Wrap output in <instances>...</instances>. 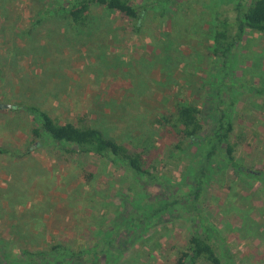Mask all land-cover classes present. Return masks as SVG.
Listing matches in <instances>:
<instances>
[{
	"label": "rangeland",
	"instance_id": "obj_1",
	"mask_svg": "<svg viewBox=\"0 0 264 264\" xmlns=\"http://www.w3.org/2000/svg\"><path fill=\"white\" fill-rule=\"evenodd\" d=\"M154 1L135 0L138 6H149L140 34L135 22L98 8L105 25L98 35L105 37L92 34L86 45L65 35L62 16L49 15L54 0H0V148L27 151L38 125L23 106L34 105L61 123L84 118L124 139L131 131L132 139L141 138L140 143L149 146L146 139L152 134L155 149L148 167L179 183L189 154L175 149L173 140L162 137L154 125L160 116L175 114L176 103L185 100L203 111L206 132L213 129L211 98L223 75L214 68L209 31L214 29L213 5L219 2L185 0L183 6L178 0L171 7L173 14L161 20V12L152 10ZM180 6L188 16L184 20H206L202 33L175 27L172 18ZM149 19L154 22L147 26ZM167 32L183 38L163 37ZM235 56L238 62L225 82L264 85V34L249 31ZM248 98L241 97L235 109L233 141L239 145L241 163L264 174V99ZM220 172L208 188V215L226 237L236 264H264V183ZM130 184L124 170L109 161L65 156L55 146L34 149L24 160L0 155V238L20 228L31 231L22 241V249L30 251L58 242L93 246L98 240L94 242L92 231L114 220L119 195L130 194ZM8 188L14 191L12 197L6 194ZM169 188L151 185L148 194L166 198L174 192ZM192 236V222L177 212L164 218L119 264H176Z\"/></svg>",
	"mask_w": 264,
	"mask_h": 264
},
{
	"label": "trees",
	"instance_id": "obj_2",
	"mask_svg": "<svg viewBox=\"0 0 264 264\" xmlns=\"http://www.w3.org/2000/svg\"><path fill=\"white\" fill-rule=\"evenodd\" d=\"M177 1L155 0L152 10L157 14L161 12V20H165L169 14H173L171 7L178 5ZM217 1L219 6L214 4L215 12L211 14L214 29L209 34L214 43V68H218L223 77L217 86L218 92L211 98L213 129L206 132L203 111L198 105L185 100L176 103L175 114L160 116L154 125L158 132L161 130L162 137L173 140L175 149L189 154L186 155L188 161L181 181L177 183L168 174L156 173L148 167L151 161L149 153L155 149V141L152 134L150 138H145L146 131L142 132L145 134L143 137L151 143L150 146L141 144V138L132 139L131 131L124 139L121 135L106 133L103 127L99 128L84 118H80L77 123H61L40 107L23 106L38 125L32 130L34 142L29 144L25 152L0 148V155L24 160L34 149L55 146L65 156L86 155L109 161L124 170L132 185L128 187L130 194L119 195L121 203L114 220L105 228L92 231L94 242L98 240L93 246L78 248L76 244L58 242L45 250L30 251L22 249L25 244L22 241L31 236V231L22 232L18 228L19 232H11L9 238H0V264H119L164 218L177 212L187 215L192 222L193 236L187 250L177 257L176 264H200L202 261L209 264H236L226 237L208 215L206 198L210 184L222 170L231 171L233 175L254 177L264 183V174L253 172L237 158L239 145L233 141L238 102L244 96L251 97L248 98L250 100L264 99V85L237 86L233 83L230 86L225 82L231 70L235 69L238 62L236 51L246 34L249 31L264 34V0ZM53 3L56 5L54 9H48L49 15L62 16L66 21L63 25L65 35L81 38V42L86 45L92 34L97 38L105 37L104 33L98 35L105 28L101 16L97 15L98 8L107 14L119 13L135 22L134 30L138 34L145 30V22L149 17V6H138L135 0H54ZM182 4L187 5V2L183 0ZM183 6L172 18L175 27H189L192 35L202 33L204 30L200 26L206 20H184L188 16ZM192 15L195 14L190 13ZM153 22L149 19L147 26ZM163 37L183 38L180 34L168 32ZM262 109L264 111V106ZM100 125L103 126L104 121ZM151 185L168 186L174 192L166 198L152 196L148 194ZM6 194L12 197L14 191L8 188ZM36 238L35 235L30 240Z\"/></svg>",
	"mask_w": 264,
	"mask_h": 264
},
{
	"label": "water",
	"instance_id": "obj_3",
	"mask_svg": "<svg viewBox=\"0 0 264 264\" xmlns=\"http://www.w3.org/2000/svg\"><path fill=\"white\" fill-rule=\"evenodd\" d=\"M0 107H4L3 105H1ZM76 149H77V147H76Z\"/></svg>",
	"mask_w": 264,
	"mask_h": 264
}]
</instances>
